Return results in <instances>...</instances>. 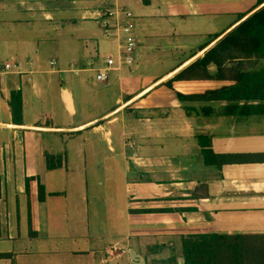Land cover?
<instances>
[{
    "label": "crops",
    "instance_id": "0c3cea01",
    "mask_svg": "<svg viewBox=\"0 0 264 264\" xmlns=\"http://www.w3.org/2000/svg\"><path fill=\"white\" fill-rule=\"evenodd\" d=\"M123 3L144 42L137 61L153 42L191 54L157 76L144 79L138 64L100 84L97 41L120 53L93 20L100 0H0V264H135L132 252L181 264L183 236L264 234V98L248 94L264 81L240 80L264 61H212L166 86L259 0ZM225 88L244 97L193 103L192 116L176 94ZM206 138L221 169L205 163ZM47 154L62 167L48 170Z\"/></svg>",
    "mask_w": 264,
    "mask_h": 264
},
{
    "label": "trees",
    "instance_id": "16d2710c",
    "mask_svg": "<svg viewBox=\"0 0 264 264\" xmlns=\"http://www.w3.org/2000/svg\"><path fill=\"white\" fill-rule=\"evenodd\" d=\"M239 22V25L227 34L202 61L196 62L189 69L168 82L166 86L174 90L173 84L175 82L185 80L187 73L197 72V70L207 67L212 61H216L219 67L235 59L264 61V0H259L258 7L250 15L243 16ZM251 76L256 78L254 81H264V69L258 73L241 75L240 80H251ZM255 92L258 93L256 96L264 98V89H252L248 94L254 96ZM239 93L240 91L233 88L196 95H185L176 92L178 100L186 104L185 110L190 116H192V112L197 111L193 103L229 100L232 97L231 94L236 96ZM239 97L244 96L239 94ZM9 105L13 122L21 125L24 118L22 93L19 91L13 92ZM201 147L205 163L208 166H217L221 169L225 161L222 156L216 155L213 151L212 140L206 138V142L201 141ZM46 161L48 170H56L62 167L61 157L47 154ZM44 199V189L40 187V200L44 201ZM181 248L184 264H264V234L230 235L212 233L187 235L181 238Z\"/></svg>",
    "mask_w": 264,
    "mask_h": 264
},
{
    "label": "built area",
    "instance_id": "2783aa9c",
    "mask_svg": "<svg viewBox=\"0 0 264 264\" xmlns=\"http://www.w3.org/2000/svg\"><path fill=\"white\" fill-rule=\"evenodd\" d=\"M125 0H100V7L94 13L93 20L104 36L111 42H117L119 57H107L94 71L96 81L106 84L113 72L123 67H132L137 60L139 40L137 36V20L135 14L123 2ZM7 70L9 65H5Z\"/></svg>",
    "mask_w": 264,
    "mask_h": 264
},
{
    "label": "rangeland",
    "instance_id": "374dc122",
    "mask_svg": "<svg viewBox=\"0 0 264 264\" xmlns=\"http://www.w3.org/2000/svg\"><path fill=\"white\" fill-rule=\"evenodd\" d=\"M142 37H144V35H142ZM193 41H196V40L192 39L191 42ZM97 42L99 46V53L101 54V56H103L104 58H107L109 55H113L115 58L118 59L119 56H118V53H115L116 45L114 43H109L104 38H102V40H99ZM141 43H144V42L140 40L139 45H141ZM154 44H156L157 51L156 50L146 51L142 53L143 57L141 56L142 59L140 58L139 60L140 62L136 60V63L132 66V67H135L139 64L140 68L142 69L141 75L143 76L144 79L150 77L151 75L157 76L161 74L163 71L169 69V67L171 66H175L177 62L183 61L191 54V53H187V51H184L183 53H170V51L168 50H166V53H162V50L158 49L160 48V43L153 42L152 48H155ZM136 56L138 58L139 54L137 53ZM174 253H176V251Z\"/></svg>",
    "mask_w": 264,
    "mask_h": 264
},
{
    "label": "water",
    "instance_id": "95a60500",
    "mask_svg": "<svg viewBox=\"0 0 264 264\" xmlns=\"http://www.w3.org/2000/svg\"><path fill=\"white\" fill-rule=\"evenodd\" d=\"M133 261L135 264H146V261L144 258L137 255L135 252H132ZM181 264H184V259H181Z\"/></svg>",
    "mask_w": 264,
    "mask_h": 264
}]
</instances>
